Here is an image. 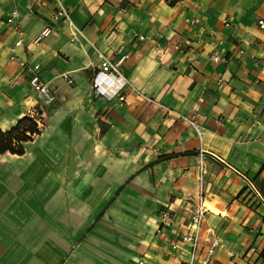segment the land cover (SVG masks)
<instances>
[{
  "label": "crops",
  "instance_id": "0c3cea01",
  "mask_svg": "<svg viewBox=\"0 0 264 264\" xmlns=\"http://www.w3.org/2000/svg\"><path fill=\"white\" fill-rule=\"evenodd\" d=\"M62 2L77 39L55 0H0V130L25 116L41 129L0 154V264H183L172 244L191 232L201 158L198 262L217 240L215 264H263L264 0ZM99 53L120 62L125 101L96 93Z\"/></svg>",
  "mask_w": 264,
  "mask_h": 264
},
{
  "label": "built area",
  "instance_id": "2783aa9c",
  "mask_svg": "<svg viewBox=\"0 0 264 264\" xmlns=\"http://www.w3.org/2000/svg\"><path fill=\"white\" fill-rule=\"evenodd\" d=\"M55 1L57 4V12L54 16V19L55 20H60L61 18L66 19L70 23L71 27L74 29L73 39H77L80 33L74 27L68 10L66 9L62 0H55ZM191 22L199 23L200 19L196 18ZM225 24L227 26L230 25V23L227 20H225ZM259 26L262 29H264V20L259 21ZM51 34H52V28L49 25L45 27L38 35L35 36L33 40V44L36 45L39 44L45 38L49 37ZM22 43L23 40L20 39L16 42L15 46H20L22 45ZM98 55L102 59V62L100 65L101 69L94 78V87L96 93L100 96L106 97L109 100H111L115 96H118L121 102L125 101L126 96L122 95V90L125 86L128 85V82L121 76V72L119 69L120 62H115V63L111 62L101 53H99ZM214 59L215 61H218L219 58L218 56H215ZM40 69H41L40 65L28 66L27 70L30 75V79H29L30 86L36 92L39 104L44 106L51 105L56 101V97H57L56 92L47 82H45L41 78ZM69 82L72 81L69 80ZM131 88L134 89L139 96L143 97L144 99H147L150 102H154L153 99L140 93L133 86H131ZM176 115L179 119H183L189 122L191 125H193L200 138H202L203 132L199 128L196 120H193L181 114H176ZM202 156L203 155H201V157ZM204 175H205V168H204L203 158H201L200 177H199L200 189H199V195L197 201L194 202V207L191 215V232L181 234L179 238L180 240L172 244L173 250H185L188 252L189 259L183 264H215L212 260H213L214 252L219 244L217 240H214L211 243V245L208 247L206 255L202 259V261L198 262L197 260V251L201 245L203 225L205 222L206 213L208 211L205 202L204 189H203ZM243 179L245 181V189L254 196H260V191L256 187L254 181L248 176H243ZM253 251H255L254 248Z\"/></svg>",
  "mask_w": 264,
  "mask_h": 264
},
{
  "label": "trees",
  "instance_id": "16d2710c",
  "mask_svg": "<svg viewBox=\"0 0 264 264\" xmlns=\"http://www.w3.org/2000/svg\"><path fill=\"white\" fill-rule=\"evenodd\" d=\"M41 133V129L35 117L25 116L9 131L0 130V154L12 153L23 155L25 153L24 144L33 141L36 135ZM264 264V248L260 254Z\"/></svg>",
  "mask_w": 264,
  "mask_h": 264
}]
</instances>
